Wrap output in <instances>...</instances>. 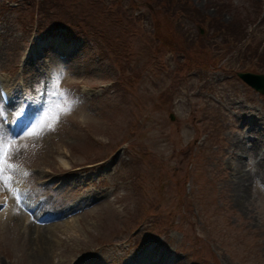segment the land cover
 <instances>
[{
    "label": "rangeland",
    "instance_id": "374dc122",
    "mask_svg": "<svg viewBox=\"0 0 264 264\" xmlns=\"http://www.w3.org/2000/svg\"><path fill=\"white\" fill-rule=\"evenodd\" d=\"M174 1L0 0V264H125L151 245L173 264H264V157L230 149L264 135V95L236 75L264 67L199 23L235 19L264 45V0ZM237 161L247 206L222 186ZM13 184L70 216L35 233Z\"/></svg>",
    "mask_w": 264,
    "mask_h": 264
},
{
    "label": "bare ground",
    "instance_id": "6f19581e",
    "mask_svg": "<svg viewBox=\"0 0 264 264\" xmlns=\"http://www.w3.org/2000/svg\"><path fill=\"white\" fill-rule=\"evenodd\" d=\"M31 59L32 58L30 56L28 60H31ZM246 132H248L247 134L248 136H251V139L248 140V144H244V142H242V140L239 137H237V138H234L233 140L231 139L232 141L230 142L231 143L230 149L236 152L235 155H237V153L240 150H243V154H248V155L252 154L255 159L258 157L259 159H261L262 156L264 157V135L262 136V134H258L253 128H250V127L246 129ZM28 138H30L29 135H27V139ZM90 153L91 151L88 152V154ZM63 162H64L63 164L67 165L66 161H63ZM260 163L264 164V159L260 161L258 160L257 164L259 165ZM229 166H230L229 169L225 168V171H224L225 176L222 177V186L228 189V191L230 192V197L233 198L236 205L247 206L250 203V198L246 196L247 187H248L247 186V183H248L247 174L243 171V166L241 165L240 161H237L236 163L232 162L230 163ZM1 196L2 194H0V198ZM36 214L37 216L41 215L40 212H37ZM29 226L31 225L29 224ZM37 226L38 227L35 228V233L41 230H45V228L54 229L57 227V226L47 227V226H41V225H37ZM40 234L41 233H39V235ZM37 240L39 241V238ZM41 240L42 241L39 242L40 245L38 244L35 246L36 248L34 250L36 251V253L34 254L29 253L28 260L31 263H33L37 258H39L41 261L45 257L46 253L48 252V249L50 248L49 242H46L44 238ZM22 241H25V240L23 239ZM138 259H139L138 264H173L174 262H177L178 260L173 254H171L164 248L157 247L154 245L148 246L145 250H143V252L139 255Z\"/></svg>",
    "mask_w": 264,
    "mask_h": 264
},
{
    "label": "trees",
    "instance_id": "16d2710c",
    "mask_svg": "<svg viewBox=\"0 0 264 264\" xmlns=\"http://www.w3.org/2000/svg\"><path fill=\"white\" fill-rule=\"evenodd\" d=\"M160 4L164 6L165 10H172L170 7L175 6L174 0H157ZM183 1V0H181ZM171 3V4H170ZM170 4V7H169ZM184 5H188L189 3L184 0ZM186 7V6H185ZM219 10L223 9V5L219 6ZM181 10L184 11L185 19L188 18L189 20L195 19L192 17V15L189 12V7L182 8ZM173 11V10H172ZM260 11V9H259ZM259 13V12H258ZM190 14V16H189ZM178 15V14H177ZM260 16V15H259ZM181 19H178V23L180 24ZM200 24H204L209 32H212V34L215 36L219 32H222L223 36H220L221 41L224 45H228L227 43L232 42L229 45H233V50L237 49L235 54H232L230 56V59H234V61L241 62V63H247V61L253 62V60L256 58L255 63L259 68L264 67V45L262 44L263 39L262 37H259L257 40L249 39V33L246 28V25H241V22L237 21L234 19L232 20L231 23H222L220 21H217L215 18H207L205 16H201ZM246 43V44H243ZM238 45H241L238 48ZM129 46H126L124 49H129ZM183 51H186V48L184 46L181 47ZM198 48V47H197ZM177 49V48H176ZM178 50V49H177ZM198 50H204L201 48H198ZM233 50H228V52L231 54ZM247 52H250V56H247ZM211 62V61H210ZM254 63V62H253ZM213 65V63H212ZM242 66V65H241ZM243 67V66H242Z\"/></svg>",
    "mask_w": 264,
    "mask_h": 264
},
{
    "label": "water",
    "instance_id": "95a60500",
    "mask_svg": "<svg viewBox=\"0 0 264 264\" xmlns=\"http://www.w3.org/2000/svg\"><path fill=\"white\" fill-rule=\"evenodd\" d=\"M237 76L261 94H264V74L238 72Z\"/></svg>",
    "mask_w": 264,
    "mask_h": 264
},
{
    "label": "snow or ice",
    "instance_id": "6c2138e0",
    "mask_svg": "<svg viewBox=\"0 0 264 264\" xmlns=\"http://www.w3.org/2000/svg\"><path fill=\"white\" fill-rule=\"evenodd\" d=\"M26 132H27V130H26ZM7 167H11V165H6Z\"/></svg>",
    "mask_w": 264,
    "mask_h": 264
}]
</instances>
